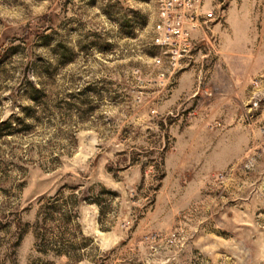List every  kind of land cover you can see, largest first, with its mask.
I'll return each instance as SVG.
<instances>
[{"label":"rangeland","instance_id":"374dc122","mask_svg":"<svg viewBox=\"0 0 264 264\" xmlns=\"http://www.w3.org/2000/svg\"><path fill=\"white\" fill-rule=\"evenodd\" d=\"M160 1L0 0V264H264V0Z\"/></svg>","mask_w":264,"mask_h":264},{"label":"built area","instance_id":"2783aa9c","mask_svg":"<svg viewBox=\"0 0 264 264\" xmlns=\"http://www.w3.org/2000/svg\"><path fill=\"white\" fill-rule=\"evenodd\" d=\"M203 0H162L154 21L156 37L151 43L166 47L168 60L155 57V63L166 65V70L181 69L182 61L195 48V34L200 28ZM162 75V74H161Z\"/></svg>","mask_w":264,"mask_h":264},{"label":"trees","instance_id":"16d2710c","mask_svg":"<svg viewBox=\"0 0 264 264\" xmlns=\"http://www.w3.org/2000/svg\"><path fill=\"white\" fill-rule=\"evenodd\" d=\"M72 197H73V200L72 201H70L71 203L70 204H68V205H65L67 202H65V203H63L62 205H58L57 203H53L52 202V199L51 198H48V204H46V207H44V218H43V220H44V222L46 221V222H51L52 221V216L54 215V214H56V215H58L59 217H58V220L64 225V224H66L67 223V225L70 223V221H71V219H72V217H73V214H74V206H75V203H76V201H75V198H76V196L74 195H72ZM86 198H89V197H87V196H85V195H80L79 196V199H81V200H85ZM90 200L92 201H96V199H94L93 197H91L90 198ZM54 220V219H53ZM66 226V225H65ZM42 242H44V244H45V246L46 247H49V246H51V244H53V243H51L50 244V242L49 241H47L46 239H43V241ZM56 244H58V245H56L57 247H55L54 245V247H53V251H54V253L55 254H66L67 256H69L68 255V251H66V249H64V248H66V245L64 244V243H56ZM46 250L47 249H44L43 250V252H46Z\"/></svg>","mask_w":264,"mask_h":264},{"label":"bare ground","instance_id":"6f19581e","mask_svg":"<svg viewBox=\"0 0 264 264\" xmlns=\"http://www.w3.org/2000/svg\"><path fill=\"white\" fill-rule=\"evenodd\" d=\"M160 4H161V8H162V0L160 1ZM155 37H156V35H155ZM155 39V38H154Z\"/></svg>","mask_w":264,"mask_h":264},{"label":"crops","instance_id":"0c3cea01","mask_svg":"<svg viewBox=\"0 0 264 264\" xmlns=\"http://www.w3.org/2000/svg\"><path fill=\"white\" fill-rule=\"evenodd\" d=\"M206 37H204V39H205ZM181 76H183V72L181 73Z\"/></svg>","mask_w":264,"mask_h":264}]
</instances>
